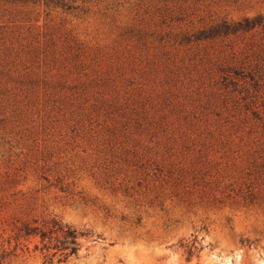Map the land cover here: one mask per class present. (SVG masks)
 <instances>
[{"label":"rangeland","instance_id":"374dc122","mask_svg":"<svg viewBox=\"0 0 264 264\" xmlns=\"http://www.w3.org/2000/svg\"><path fill=\"white\" fill-rule=\"evenodd\" d=\"M0 264H264V0H0Z\"/></svg>","mask_w":264,"mask_h":264},{"label":"trees","instance_id":"16d2710c","mask_svg":"<svg viewBox=\"0 0 264 264\" xmlns=\"http://www.w3.org/2000/svg\"><path fill=\"white\" fill-rule=\"evenodd\" d=\"M59 233L63 234V239L58 237L53 238L50 234L43 232L41 233V240L43 243L42 251L50 252L52 249L58 251L67 252L70 255H76L78 253V236L76 230H72L69 227L59 225L57 229ZM28 235L36 234L37 232L28 229ZM54 232H51L53 234ZM84 236L85 234H80Z\"/></svg>","mask_w":264,"mask_h":264}]
</instances>
